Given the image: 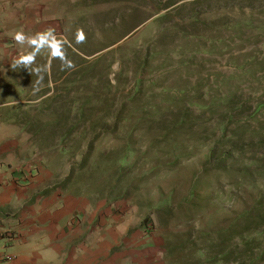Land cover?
I'll list each match as a JSON object with an SVG mask.
<instances>
[{
    "label": "rangeland",
    "instance_id": "1",
    "mask_svg": "<svg viewBox=\"0 0 264 264\" xmlns=\"http://www.w3.org/2000/svg\"><path fill=\"white\" fill-rule=\"evenodd\" d=\"M60 3L10 116L37 164L8 167L136 218L160 264H264V0Z\"/></svg>",
    "mask_w": 264,
    "mask_h": 264
},
{
    "label": "crops",
    "instance_id": "2",
    "mask_svg": "<svg viewBox=\"0 0 264 264\" xmlns=\"http://www.w3.org/2000/svg\"><path fill=\"white\" fill-rule=\"evenodd\" d=\"M61 17L60 0H0V264H160L159 252L141 240L136 218H109L81 195H42L46 170L29 187L11 170L37 164L34 144L10 116L25 103L27 67L44 57L54 64ZM8 232L15 240L4 237Z\"/></svg>",
    "mask_w": 264,
    "mask_h": 264
},
{
    "label": "built area",
    "instance_id": "3",
    "mask_svg": "<svg viewBox=\"0 0 264 264\" xmlns=\"http://www.w3.org/2000/svg\"><path fill=\"white\" fill-rule=\"evenodd\" d=\"M31 171V170H30ZM30 171H27V173H25L24 171H21V170H19V174H20V176H19V179H20V181L23 183V181L25 180V178H30V177H28V175H33L34 174V172H30ZM36 175V174H35ZM77 218V216L76 217H74L73 218V220L74 219H76ZM6 239H8V240H10V241H13V240H15V238L17 237L16 235H14L13 233H11V232H8L5 236H4Z\"/></svg>",
    "mask_w": 264,
    "mask_h": 264
},
{
    "label": "clouds",
    "instance_id": "4",
    "mask_svg": "<svg viewBox=\"0 0 264 264\" xmlns=\"http://www.w3.org/2000/svg\"><path fill=\"white\" fill-rule=\"evenodd\" d=\"M15 39H16L17 41H19V42H22V40H23V38H22V36H21L20 34H17V35L15 36Z\"/></svg>",
    "mask_w": 264,
    "mask_h": 264
},
{
    "label": "trees",
    "instance_id": "5",
    "mask_svg": "<svg viewBox=\"0 0 264 264\" xmlns=\"http://www.w3.org/2000/svg\"><path fill=\"white\" fill-rule=\"evenodd\" d=\"M262 106H260V108H261ZM28 120V119H27ZM71 134V133H70ZM69 134V135H70ZM49 192V189H46L44 192H42V195H45V194H47ZM144 223H145V221H144Z\"/></svg>",
    "mask_w": 264,
    "mask_h": 264
}]
</instances>
